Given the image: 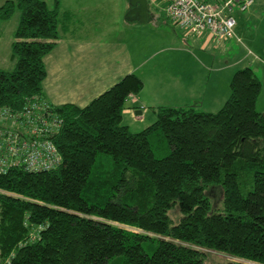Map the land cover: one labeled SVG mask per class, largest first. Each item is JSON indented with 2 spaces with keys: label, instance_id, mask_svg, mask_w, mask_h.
Instances as JSON below:
<instances>
[{
  "label": "trees",
  "instance_id": "1",
  "mask_svg": "<svg viewBox=\"0 0 264 264\" xmlns=\"http://www.w3.org/2000/svg\"><path fill=\"white\" fill-rule=\"evenodd\" d=\"M16 11V66L0 69V107L20 110L32 98L45 99V58L65 23L59 0L52 8L44 0H8L0 22ZM143 87L129 74L85 107H55L63 119L54 139L61 166L0 174L3 260L207 264L209 253H219L231 258L226 264H264V115L254 70L235 72L218 112L156 107V122L133 133L123 115ZM215 186L223 191L220 212L207 196ZM177 205L182 216L175 224L169 212Z\"/></svg>",
  "mask_w": 264,
  "mask_h": 264
},
{
  "label": "crops",
  "instance_id": "2",
  "mask_svg": "<svg viewBox=\"0 0 264 264\" xmlns=\"http://www.w3.org/2000/svg\"><path fill=\"white\" fill-rule=\"evenodd\" d=\"M148 3L146 22H131L125 18L126 24L116 30L114 37L117 39H114V52L109 54V61L115 55L121 64L107 67L102 63V60L107 61L105 52L97 53L96 44L99 43L92 41L94 38L90 36L82 35L86 27H98V22L91 23L87 19L89 15L83 12L81 6L80 9L70 7L62 11L63 1L59 0L65 23L62 34L68 42L60 60L56 62L50 58L48 63L50 54L45 58L48 75L44 82L43 97L54 107L64 104L85 107L126 75L135 74L143 81L144 87L127 100L124 115L130 113L128 107L139 108L141 112L138 114L142 116L148 110L154 113L152 108L161 106H193L199 111L208 112L206 108L213 106L211 99L219 95L223 98L220 99L221 103L226 102L235 74L233 68L228 67L231 60L221 54L218 56L220 59H214L215 65L209 67V74L203 73L200 60L186 47V41L177 35L176 26L167 17L166 1L148 0ZM52 5L54 7V0ZM251 52L248 51V57ZM246 59L247 55L236 61L244 63ZM250 62L254 64V61ZM76 63L80 68L74 65ZM63 64L68 67L65 68Z\"/></svg>",
  "mask_w": 264,
  "mask_h": 264
},
{
  "label": "rangeland",
  "instance_id": "3",
  "mask_svg": "<svg viewBox=\"0 0 264 264\" xmlns=\"http://www.w3.org/2000/svg\"><path fill=\"white\" fill-rule=\"evenodd\" d=\"M6 1L8 0H0V7ZM45 1H47L49 7L53 6V0ZM62 1V11H64L65 9H70V7H72V9H80L81 6L83 12L89 15L87 19L91 23L93 21L98 22V27H86L85 30H83L82 35L84 37L90 36L91 39L94 38L92 41H96L99 43V45L96 44L98 47L97 53H101L102 51L105 52L104 56L107 60L106 62L102 60V63L107 67L108 65L113 67L121 64V60L118 59L115 55H113V59L109 61V54H112V52H114L113 43L114 39H117V37H114L116 30H120L121 25L126 24V21H124V19L129 12L130 1L80 0V3H78L79 0ZM64 6L66 7L64 8ZM20 16L21 13L19 11H16L11 19L0 22V69L5 71H12L16 66V61L11 57V45L14 41L15 30L20 22ZM235 17L238 22V25L235 29L236 36L225 41H216L209 35H189L177 26L175 27L176 33L178 36H180V38H182V40L186 41V47L198 57L201 62L203 73L206 72L207 74H209V67L215 65L213 62L214 59L216 57L220 59V57L218 56H220L221 54L227 56V58L232 61L229 62L228 67L233 68V73L244 67H251L256 73L263 87L259 98L258 110L264 115V0H255L254 7L247 12L242 13L237 10L235 13ZM66 36L69 35L66 34ZM237 38H240L243 43L241 42V44L240 42H238ZM67 42L68 39L62 34V39H60L58 47L52 53H50L49 57H47L48 63L49 60L51 61L50 58L54 59L55 61L60 60L61 55L63 54L62 52H64L67 47ZM200 44L203 45L201 46ZM249 50H251L252 52L248 57ZM246 55L247 59L244 63H238L236 61L237 58L243 59ZM249 61H254V64H252L251 62L249 63ZM74 65L80 68V65L78 63ZM63 66L65 68L68 67L67 64H63ZM211 84H213L212 80ZM220 99H223L221 98V95L211 99V103L213 106L206 108L209 113H216L223 107L225 102L221 103ZM217 102H220L221 104H217ZM215 104L217 105L215 106ZM128 108H130L128 110L131 111L130 113H126L124 115V121L122 122V124L128 125L129 129L133 133H139L143 131L144 129L155 123L157 120L156 114L150 110L144 112L145 115L142 116L138 114L141 112L139 108ZM214 188L216 190H214L213 193H211V191L207 192V196L211 201L212 210L220 212L223 209V191L218 186H215ZM169 215L175 224L178 223L182 216L179 211V206H175L169 212ZM151 246L152 245L149 243L145 244V248L149 253H151L149 249ZM120 258L112 261L111 264H118L121 260ZM230 260L231 258L225 254L209 253L207 264H226Z\"/></svg>",
  "mask_w": 264,
  "mask_h": 264
},
{
  "label": "built area",
  "instance_id": "4",
  "mask_svg": "<svg viewBox=\"0 0 264 264\" xmlns=\"http://www.w3.org/2000/svg\"><path fill=\"white\" fill-rule=\"evenodd\" d=\"M167 17L189 35H209L216 41L235 37V13L252 9L255 0H165ZM238 42H242L237 38ZM63 119L43 98H32L22 109L0 107V174L18 168L28 172L50 171L63 159L55 136ZM0 264H11L3 260Z\"/></svg>",
  "mask_w": 264,
  "mask_h": 264
},
{
  "label": "water",
  "instance_id": "5",
  "mask_svg": "<svg viewBox=\"0 0 264 264\" xmlns=\"http://www.w3.org/2000/svg\"><path fill=\"white\" fill-rule=\"evenodd\" d=\"M130 10L126 18L131 22H146L148 20V0H129Z\"/></svg>",
  "mask_w": 264,
  "mask_h": 264
}]
</instances>
